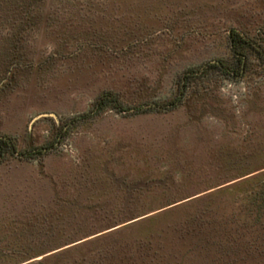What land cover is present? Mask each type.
<instances>
[{
  "label": "rangeland",
  "instance_id": "rangeland-1",
  "mask_svg": "<svg viewBox=\"0 0 264 264\" xmlns=\"http://www.w3.org/2000/svg\"><path fill=\"white\" fill-rule=\"evenodd\" d=\"M1 142L0 264H264V0H0Z\"/></svg>",
  "mask_w": 264,
  "mask_h": 264
},
{
  "label": "trees",
  "instance_id": "trees-1",
  "mask_svg": "<svg viewBox=\"0 0 264 264\" xmlns=\"http://www.w3.org/2000/svg\"><path fill=\"white\" fill-rule=\"evenodd\" d=\"M230 42H231V48H232V52L234 55L235 60L237 61L236 65H234L233 67H231V70L229 73H231L230 75L234 76V77H238V76H242L244 73V67H245V62L244 60L246 58H248V52H250L251 49L257 51V49L255 48V44L256 42H254L253 40L250 39H245L244 37H242L240 34L234 32L230 35L229 37ZM260 55L262 54V51L258 50L257 51ZM262 56V55H261ZM222 66V65H221ZM219 66V68L221 67ZM108 98H103L101 99L98 104L103 107H105L107 105L108 102ZM8 148L11 153L14 152L15 150V145L13 143H6V142H1L0 143V149L1 151H5L4 149ZM240 185H242V183L237 184L236 186H233L231 188L226 189L225 191L222 192H218V193H214L211 194L209 197L212 196H216L219 195L223 192H227L230 190H234L237 189ZM255 192L252 190L250 192V196L249 198H247L248 203L250 206L255 207L257 205V200L255 199Z\"/></svg>",
  "mask_w": 264,
  "mask_h": 264
}]
</instances>
